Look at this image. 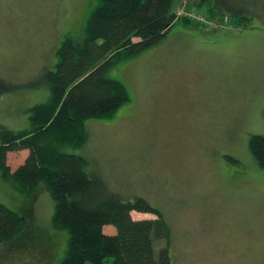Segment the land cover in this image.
Listing matches in <instances>:
<instances>
[{"label": "rangeland", "instance_id": "rangeland-1", "mask_svg": "<svg viewBox=\"0 0 264 264\" xmlns=\"http://www.w3.org/2000/svg\"><path fill=\"white\" fill-rule=\"evenodd\" d=\"M98 2L0 0V77L17 86L0 97L1 124L31 127L30 109L50 93L43 74L67 36L82 41ZM229 5L235 12L213 19L208 5L177 0V18L200 13L215 26L188 16L190 26L177 24L157 46L114 63L107 75L126 85L130 101L87 120L84 147L63 145L111 189L162 210L172 264H264V170L249 146L264 134V0ZM27 155L10 152L11 169ZM0 202L24 219L14 239L0 241V264H62L70 235L54 223L46 183L24 193L0 170ZM166 245L157 239L156 251Z\"/></svg>", "mask_w": 264, "mask_h": 264}, {"label": "trees", "instance_id": "trees-1", "mask_svg": "<svg viewBox=\"0 0 264 264\" xmlns=\"http://www.w3.org/2000/svg\"><path fill=\"white\" fill-rule=\"evenodd\" d=\"M176 1L99 0L82 41L67 36L57 50L54 69L43 74L50 93L30 109L31 127L15 130L0 123L3 177L16 181L24 193L45 182L55 205L54 223L69 232L62 264H105L108 259L111 264H172V230L162 210L144 196H124L111 189L91 170L86 156L63 145L84 147L89 140L86 121L111 117L130 101L126 85L107 75L114 63L157 46L177 24L191 25L192 18L176 17ZM186 1L189 7L208 5L213 19L235 12L229 0ZM16 89L0 77V97ZM249 146L264 170V134H253ZM20 150H28V155L12 170L8 154ZM133 211L156 218H134ZM23 226V217L0 202V241H11ZM111 226L115 231L105 230ZM160 238L167 239V245L157 252Z\"/></svg>", "mask_w": 264, "mask_h": 264}, {"label": "built area", "instance_id": "built-area-1", "mask_svg": "<svg viewBox=\"0 0 264 264\" xmlns=\"http://www.w3.org/2000/svg\"><path fill=\"white\" fill-rule=\"evenodd\" d=\"M188 16H191L193 18H195L197 21L199 22H204V23H209L210 26H214L213 23H211L209 20H207L203 15L201 14H198V13H191V14H188Z\"/></svg>", "mask_w": 264, "mask_h": 264}, {"label": "crops", "instance_id": "crops-1", "mask_svg": "<svg viewBox=\"0 0 264 264\" xmlns=\"http://www.w3.org/2000/svg\"><path fill=\"white\" fill-rule=\"evenodd\" d=\"M191 4L189 3V6H190Z\"/></svg>", "mask_w": 264, "mask_h": 264}]
</instances>
